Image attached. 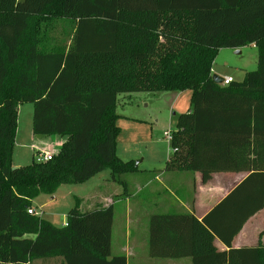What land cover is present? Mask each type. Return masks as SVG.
Returning <instances> with one entry per match:
<instances>
[{"label":"trees","instance_id":"16d2710c","mask_svg":"<svg viewBox=\"0 0 264 264\" xmlns=\"http://www.w3.org/2000/svg\"><path fill=\"white\" fill-rule=\"evenodd\" d=\"M60 20L75 24L69 43L50 36ZM251 45L257 69L217 85L218 53ZM186 91L191 108L178 117L165 170L248 176L202 220L152 215L149 255L264 264V246L232 248L264 208V0H0V264H127L108 260L113 205L84 213L76 201L60 227L28 210L106 170L126 192L122 177L140 169L117 155L120 96ZM22 103L33 105L34 136L67 139L50 161L14 168Z\"/></svg>","mask_w":264,"mask_h":264},{"label":"rangeland","instance_id":"374dc122","mask_svg":"<svg viewBox=\"0 0 264 264\" xmlns=\"http://www.w3.org/2000/svg\"><path fill=\"white\" fill-rule=\"evenodd\" d=\"M54 34L62 42L69 43L75 24L71 21L60 20L54 24ZM241 54L233 49L221 50L214 63L213 69L221 77H232L234 82H241L246 72L257 69L258 51L251 46L241 49ZM150 95L137 93L120 96L117 106V114L120 116L117 125L119 136L117 138L118 155L123 161L133 160L140 167L141 171L164 169L165 162L172 150L167 134L177 130L179 115L186 114L191 108V91L178 94ZM33 127V105L22 103L18 106L17 132L13 150L14 168L31 165L37 161L38 151L50 149L37 145L35 139L49 137H36L32 133ZM39 146V147H38ZM34 147L39 148L37 150ZM59 151V150H58ZM54 155L57 154L55 150ZM111 171L106 170L100 174V178L110 180ZM132 174L124 175L122 178L128 181ZM144 180V178H142ZM139 182V181H138ZM92 182L89 184H66L61 186L54 196L42 195L36 199L38 217L51 221L56 226L66 223L68 212L75 206V196H85L89 193ZM129 188H134L131 181ZM52 197L54 199H52ZM145 223V222H144ZM149 224V222H148ZM133 225L126 223L125 218L114 220V244L112 254L117 255V244L125 242V231H133ZM112 239V238H111ZM140 254L148 253L145 250H138ZM120 254V253H119ZM137 257H132L129 264H137Z\"/></svg>","mask_w":264,"mask_h":264},{"label":"crops","instance_id":"0c3cea01","mask_svg":"<svg viewBox=\"0 0 264 264\" xmlns=\"http://www.w3.org/2000/svg\"><path fill=\"white\" fill-rule=\"evenodd\" d=\"M50 36L59 38V35L56 36L54 32ZM251 47L256 49L254 45H251ZM238 51H241V49L236 50V53ZM212 75L221 77L213 69V66ZM178 96L176 95V98ZM66 139V137L51 136L35 140H37V145H42L46 148L51 145L50 149L48 148V150L44 151L53 154L56 150L58 154V150ZM34 149L37 150L39 148L34 147ZM118 157L120 156L118 155ZM13 165L18 166L14 162ZM100 174L84 183L89 184L92 182L89 193L85 196L76 195L75 200L80 203V211L84 213L113 205L114 219L111 256L108 260L116 256H126L127 264L130 263L132 257L138 258L137 264H192L190 257L180 259H156L150 257L148 224V222L150 223V217L155 214H191L202 220L216 204L226 198L248 176V173L244 172L212 173L205 180L202 172L167 171L165 168L145 172L140 169V172L132 174V177L125 181L127 184V191L125 192L122 185L110 181L107 177L99 179ZM131 181L134 182L133 189L129 188ZM52 199L54 198L52 197ZM32 208L36 211L38 210L36 200L33 201ZM116 216L119 219L125 218L126 223L130 222V226L132 224L134 228L132 232H129L128 229L125 231V242L122 245L117 244L118 254L113 256L112 246L114 244V220ZM263 233L264 208L247 221L241 232L233 240L232 248L243 249L260 245L264 246ZM214 246L218 252L228 251V247L218 240L214 242ZM146 247L148 249L147 254L138 252V250H145ZM30 264H62V261L59 258H50L34 260Z\"/></svg>","mask_w":264,"mask_h":264},{"label":"built area","instance_id":"2783aa9c","mask_svg":"<svg viewBox=\"0 0 264 264\" xmlns=\"http://www.w3.org/2000/svg\"><path fill=\"white\" fill-rule=\"evenodd\" d=\"M232 82H233V79L230 78V77L223 78L222 86L229 85ZM167 137L169 138V140H171V134H167ZM53 156L54 155L52 153H50V152H47V151L40 152V151H38L37 161L38 162H47V161H50L53 158ZM28 214H30L32 216H38L39 215V213L33 208L28 210Z\"/></svg>","mask_w":264,"mask_h":264},{"label":"water","instance_id":"95a60500","mask_svg":"<svg viewBox=\"0 0 264 264\" xmlns=\"http://www.w3.org/2000/svg\"><path fill=\"white\" fill-rule=\"evenodd\" d=\"M238 54L240 51L237 52ZM212 80L217 84V85H222L223 83V78L219 77L218 75H212Z\"/></svg>","mask_w":264,"mask_h":264}]
</instances>
